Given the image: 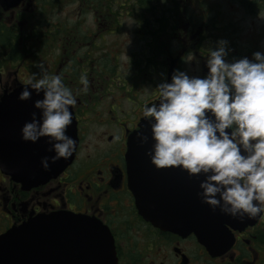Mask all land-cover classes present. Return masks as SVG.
I'll use <instances>...</instances> for the list:
<instances>
[{
  "label": "flooded vegetation",
  "instance_id": "flooded-vegetation-1",
  "mask_svg": "<svg viewBox=\"0 0 264 264\" xmlns=\"http://www.w3.org/2000/svg\"><path fill=\"white\" fill-rule=\"evenodd\" d=\"M68 4L73 11L58 14L63 22L56 26L62 27L38 28L33 38L27 36V18L36 19L44 9H52L51 4L43 0H0V100L6 97V144H21L20 128L31 119L27 103L18 100L19 93L14 91L30 79L24 61L33 47L28 40L36 41L39 58L47 59L42 52L49 48L50 75L61 74L69 88L75 91L81 87V74L89 81L88 92L77 96V104L72 106L77 147L70 164L46 181L22 182L0 171V236L28 219L61 212L83 216L96 226L106 227L113 240L116 264H264V213L252 218L232 217L231 224L240 221L242 225H225L227 244L209 251L193 233L162 230L145 220L127 187V138L143 119V106L156 102L154 88L161 82V74L170 81L174 69L182 70L183 59L190 51L201 53L197 60L205 62L201 31L207 19L200 14L187 19L184 25L177 19L171 27L161 29L153 20L137 22L133 30L142 56L132 60L130 75L124 78L122 74L113 76L118 69L106 59L103 44L113 25L107 18L120 19L122 14L108 11L104 2L100 20L95 18L96 13L91 14L96 25L80 31L75 20L81 14L75 12L74 0ZM65 6L58 8L64 10ZM43 32L57 36H43ZM12 35L22 36L12 39ZM232 49L235 55L230 53L228 59L241 57ZM20 71L28 80L18 78ZM101 98L109 100L106 107H89L100 104Z\"/></svg>",
  "mask_w": 264,
  "mask_h": 264
},
{
  "label": "clouds",
  "instance_id": "clouds-1",
  "mask_svg": "<svg viewBox=\"0 0 264 264\" xmlns=\"http://www.w3.org/2000/svg\"><path fill=\"white\" fill-rule=\"evenodd\" d=\"M257 19L264 22V16ZM232 51L227 39L218 38L207 44L204 76L174 69L167 81L161 74L154 88L157 100L143 106L141 114L150 126L146 155L155 168L179 167L189 177L203 176L196 193L202 203L233 218H252L264 213V44L250 57L228 59ZM36 66L39 74L33 73L18 99L28 100L29 89L42 92L33 103L39 118L31 113L20 138L32 143L47 138V151L54 153L41 158L47 170L50 160H67L76 149L66 134L72 123L69 108L88 92L89 81L81 74V87L74 91L61 74L50 75L42 62ZM137 138L140 145L148 141L140 132Z\"/></svg>",
  "mask_w": 264,
  "mask_h": 264
},
{
  "label": "water",
  "instance_id": "water-1",
  "mask_svg": "<svg viewBox=\"0 0 264 264\" xmlns=\"http://www.w3.org/2000/svg\"><path fill=\"white\" fill-rule=\"evenodd\" d=\"M25 87L15 89L20 93ZM30 98L26 102L28 118L40 94L29 89ZM12 100H16L13 98ZM19 100V99H18ZM6 97L0 100V170L12 174L15 179L25 182L48 178L59 174L73 159L74 153L67 160L61 158L49 161L45 170L41 158L54 155L47 151V138L34 145L22 141L18 146L5 141L6 132ZM72 123L66 134L77 145L76 121L72 106ZM137 132L148 137L140 145ZM151 132L147 121L141 119L138 129L127 138L125 166L127 187L135 198L138 213L153 226L171 232L186 234L192 232L198 241L209 251L222 248L226 242L225 225L239 228L242 223L231 224L229 215L219 209L212 211L202 203L196 193L203 176L189 177L179 167L157 169L146 152L151 146ZM33 145V146H32ZM0 264H116L113 240L106 227L94 225L79 215L54 212L28 219L23 224L11 227L0 236Z\"/></svg>",
  "mask_w": 264,
  "mask_h": 264
},
{
  "label": "rangeland",
  "instance_id": "rangeland-1",
  "mask_svg": "<svg viewBox=\"0 0 264 264\" xmlns=\"http://www.w3.org/2000/svg\"><path fill=\"white\" fill-rule=\"evenodd\" d=\"M122 1L124 0H115L114 7L117 8ZM126 1L127 0H125L124 2ZM177 1L179 2L180 7L183 9L177 16L178 21H180L182 25L187 22V19L195 18L200 14L203 15L206 19L213 18L212 20H209L211 23L208 25H206V20V24L204 23L203 29L201 31V33L204 34V50H206L209 41H215L218 38H224L229 41V45L231 48L237 50V54L241 56L247 55L250 57L252 52L260 50L261 45L264 44V22L257 19V15L264 16V7L257 9L255 12H247L244 6L236 0ZM256 4L261 6L263 3L261 1L256 2ZM71 8L72 5L69 6V4H67V6L64 7V10L62 8H60L59 11L56 10L55 12L57 13L52 14V25L60 23L58 14L62 12L64 14H68L73 11ZM77 11L78 8L76 7L75 12H80ZM80 14V16H76L75 20V22H77L75 27H77L78 25L77 28L80 29V31L85 28H91L94 26V24L96 25L94 17L91 15V11L86 12L85 16H82L81 12ZM121 14L122 15L119 19V24L112 23L113 25H111V28L114 27L115 30L114 32H112L110 28L109 33L104 36L103 44L106 50V59L118 69V71L115 72L113 76L122 74L125 78L130 75L129 67L133 65L132 60L139 59L142 56V51L140 46H138L141 45L139 39L136 37L133 30L137 27V21L132 16L125 14L124 11H122ZM33 17L34 16H29L27 18V22H30ZM38 20H40L39 16L35 19L34 23H36ZM201 21H203V19ZM172 23V20H168L167 22H165V28L171 27ZM31 24L33 23H29V31L32 30V28L30 27ZM152 27L153 25L150 23V28L153 29ZM48 34L50 36H57V34H50L49 32ZM35 36L32 35L33 38H35ZM34 41L35 40H28V42H31L33 44V47L35 48L36 43ZM231 53L234 54L235 52L232 51ZM36 54H28V57L24 60L26 61L25 69L28 73V77L30 78H32L33 73H36L37 75L39 74V68L36 65L41 62L44 63L48 70V73L50 74L51 60L49 58L52 56V52L48 47L43 50L42 56L46 57L47 59L39 58ZM199 54L201 53H198L196 51H190L189 53H187V57L194 56V60L189 63H185L183 61L182 70L187 71L189 75H197L201 77L204 76L207 73V68L205 67V62L197 60ZM54 68L52 69V71L54 70ZM145 76H149V74H146ZM28 77L23 71L18 72L19 79L28 80ZM13 79L14 76L12 75V80ZM111 85L114 86V84ZM136 98L138 99V95ZM98 101H101V103L89 107H106L109 100H104L103 98H101ZM125 107H127L126 103Z\"/></svg>",
  "mask_w": 264,
  "mask_h": 264
},
{
  "label": "trees",
  "instance_id": "trees-1",
  "mask_svg": "<svg viewBox=\"0 0 264 264\" xmlns=\"http://www.w3.org/2000/svg\"><path fill=\"white\" fill-rule=\"evenodd\" d=\"M44 2L51 4L52 9H44L43 14H40L36 23L35 19L30 21L31 31L27 33V36L36 35L38 28H46V29H54L55 27H62L61 25H52V14L57 13L56 10H60L58 7H62L69 3L70 0H43ZM75 6L78 8L77 12H81L82 16H85L86 12L96 13L95 18L100 20L99 14L103 11V4L106 2V7L108 11H112L114 13H122L124 11L125 14L132 16L137 22L140 23H149L151 20L155 22V27L158 29L165 27V22L168 20H172L173 23L178 19V14L183 10L179 2L177 0H167L166 3L161 4L160 0H127L126 2L122 1L117 8L114 7L115 0H74ZM240 2L247 12H255L257 9L264 7V0H236ZM262 5L259 6L256 2H261ZM158 5V6H157ZM79 12V13H80ZM90 14V13H89ZM47 16V17H46ZM213 18H207V22L211 23L209 20ZM79 20V19H78ZM107 20L111 23L119 24V18L116 16H110ZM63 22V20H60ZM29 22V23H30ZM172 23V24H173ZM145 26V25H142ZM78 27V25H77ZM49 35L48 33L43 32V36ZM22 35L13 36L12 39L20 38ZM36 43V41H34ZM33 42V43H34ZM36 45L35 48L31 47L28 49L29 55L36 54ZM16 53L12 52V58Z\"/></svg>",
  "mask_w": 264,
  "mask_h": 264
}]
</instances>
